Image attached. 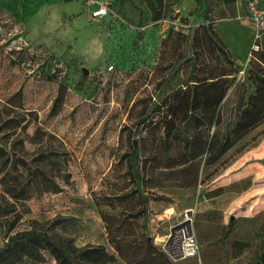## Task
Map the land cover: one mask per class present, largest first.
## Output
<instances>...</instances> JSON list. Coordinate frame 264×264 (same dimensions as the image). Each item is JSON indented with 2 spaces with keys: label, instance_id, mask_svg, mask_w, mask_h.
I'll list each match as a JSON object with an SVG mask.
<instances>
[{
  "label": "rangeland",
  "instance_id": "rangeland-1",
  "mask_svg": "<svg viewBox=\"0 0 264 264\" xmlns=\"http://www.w3.org/2000/svg\"><path fill=\"white\" fill-rule=\"evenodd\" d=\"M89 1L0 0V103L21 88L24 106L36 111L39 118L29 133H36L37 126L45 130L44 142L65 153L70 172L69 182H60L58 192L35 195L27 202L29 212L15 230L45 229L57 240H67L74 250L102 247L113 254L108 231L115 224H109L125 218L131 232L128 238H133L142 234L147 217V235L154 246L166 252L168 264H253L264 195L253 208L244 203L225 212L207 210L204 202V221L201 214L193 217V210L201 206L208 188L231 176L224 174L235 164L255 175V188L264 194V125L240 144L259 135L258 141L237 155L238 146L230 150V163L213 176L207 174L215 167L204 172V157L198 159V181L186 186L183 182L190 181L197 170L192 167L184 172L185 165L176 163L180 150L175 139L157 144L152 135L161 127L154 125L157 113L149 114L148 120L153 122L143 126L138 122L146 104L154 105L190 79L204 76V63H213V39L204 32L207 24L232 57L244 65L264 52V33L257 39L241 0H202L201 9L209 7L207 19L202 11L193 15L196 0H100L111 7L101 18L91 15ZM196 29L201 37L194 46L201 48L196 67L187 60L162 89L167 66L191 48ZM16 33L19 37L15 39ZM43 60L53 76L40 71L38 62ZM227 61L220 52L219 62ZM82 67L87 68L86 74ZM60 90L65 92L62 105L51 115ZM133 138L140 145L142 166L146 163L141 174L142 190L148 195L145 210L135 218L126 216L143 207L124 155L131 151ZM168 159L172 168H154ZM150 190L170 196L173 203L152 199ZM226 203L219 201V208ZM168 207L174 209L173 214L165 215ZM184 212L200 250L192 257L175 258L171 246L172 254L165 244L171 227L184 220ZM230 218H234L232 223H228ZM234 240L247 243L237 257ZM4 242L0 235V246ZM99 259L105 264H126L117 255L114 261H107V256ZM22 264L56 262L46 253L40 261L23 260Z\"/></svg>",
  "mask_w": 264,
  "mask_h": 264
},
{
  "label": "trees",
  "instance_id": "trees-1",
  "mask_svg": "<svg viewBox=\"0 0 264 264\" xmlns=\"http://www.w3.org/2000/svg\"><path fill=\"white\" fill-rule=\"evenodd\" d=\"M234 1L236 0H222L224 3ZM201 7L202 0H196L193 15L198 16L202 11L204 19H207L209 7L204 5L203 10ZM197 31L198 29L192 37L191 48H186L182 55L179 53L180 56L173 64L167 66L168 71L161 83L162 89L166 88L187 60L196 67V55L201 49L195 48V44L201 39ZM204 32L213 39L210 48L213 63H204V76L190 79L154 105L146 104V111L138 122L142 126L153 122L154 120H148L149 114L157 113L154 125L161 124V127L158 132L152 133L157 144H167L175 139L180 150L176 163L185 165L184 172L193 169L192 167L197 170L190 181L183 182L186 186H193L198 181V159L204 157V172L215 167L213 172L207 174L208 177L213 176L230 163L233 158V155L227 156L230 150L238 146L235 150L237 155L254 145L259 135L253 136L244 144L240 143L253 130L264 125V52L256 54L244 65L232 57L210 24L206 25ZM18 37L16 33L13 38ZM220 52L227 57L226 63L219 62ZM38 67L45 76L54 75V72L45 67L44 60L38 62ZM64 96V91H58L49 112L51 115L58 112ZM38 119L36 111L24 106L21 88L6 96L0 103V235L5 237V242L0 246V264H22L23 260L40 261L46 253L56 264H105L104 261L98 262L99 258L107 256V261H114L116 255L126 264H168L170 260L166 252L154 246L151 237L147 235V217L143 220L144 231L133 238H128L131 232L125 218L109 224H115L108 231L113 254L107 253L102 247L74 250L67 240L59 241L45 229L15 230L22 216L29 212L27 202L33 196L58 192L60 182H69L70 172L65 153L44 142L43 135L48 134L40 126L36 127V133L30 134L28 131ZM137 143V139L133 138L131 151L124 154L128 158V172L136 185L143 207L126 216L134 218L142 215L141 211L145 210L148 199L147 193L142 190L144 179L141 174L146 163L142 166L140 145ZM31 144L36 147L31 149ZM173 166L168 159L164 164H155L154 168L170 169ZM233 185L235 183L224 189ZM222 191L223 187H218L206 191L204 195L216 196ZM149 195L154 200L173 203V199L165 194L150 190ZM221 200H225L224 197H216L212 203L215 207H221L218 205ZM233 221L234 218H230L228 223ZM232 245L236 248L234 255L237 257L247 243L234 240ZM255 248L256 255L252 263L264 264V214L257 231Z\"/></svg>",
  "mask_w": 264,
  "mask_h": 264
},
{
  "label": "crops",
  "instance_id": "crops-1",
  "mask_svg": "<svg viewBox=\"0 0 264 264\" xmlns=\"http://www.w3.org/2000/svg\"><path fill=\"white\" fill-rule=\"evenodd\" d=\"M247 169L248 168H244L242 164H235L230 167L226 174H224L231 175L229 178L218 182L216 186L206 190L209 191L218 187H223V191L220 194L211 197L208 195L204 196L203 194L202 199L200 200L201 206H198L193 210V217L201 214L202 218L200 219L204 221V202H206L207 210L211 211V209H219L224 212L244 203H247L248 207L252 208L258 205L259 199H261V196L264 194H262L261 190L258 191V189L255 188L257 178ZM234 183L235 185L224 189V187ZM221 196L226 200V205L222 208L214 207V205H212V200L216 197L220 198ZM173 211L174 209H172V207H168L165 215L173 214Z\"/></svg>",
  "mask_w": 264,
  "mask_h": 264
},
{
  "label": "built area",
  "instance_id": "built-area-1",
  "mask_svg": "<svg viewBox=\"0 0 264 264\" xmlns=\"http://www.w3.org/2000/svg\"><path fill=\"white\" fill-rule=\"evenodd\" d=\"M241 2H243L245 15L251 20L258 39L264 33V0H241ZM89 3L92 4L91 15L95 18L104 17L111 12V7L108 2L90 0ZM255 47L258 48L257 45ZM184 215L185 218L181 222L189 221V219H186L185 212ZM169 245L172 248V253L180 255V257L195 256L200 250L197 237L190 229V222L189 226L185 224L175 231Z\"/></svg>",
  "mask_w": 264,
  "mask_h": 264
},
{
  "label": "water",
  "instance_id": "water-1",
  "mask_svg": "<svg viewBox=\"0 0 264 264\" xmlns=\"http://www.w3.org/2000/svg\"><path fill=\"white\" fill-rule=\"evenodd\" d=\"M82 71H83L84 74H86L88 70H87V68L82 67ZM189 215H191L190 212H189ZM185 224H187V225L189 226V221L187 220V221H185V222H180V223L175 224L174 226L171 227V229H170V234H169V236H168V240L166 241V244H165V249L168 250V252H169L170 254H172V253L170 252L169 243H170V241L172 240V238H173V236H174V234H175V231H176L177 229L181 228V227H182L183 225H185ZM174 257H175V258H178V257H180V255H176V256H174Z\"/></svg>",
  "mask_w": 264,
  "mask_h": 264
}]
</instances>
